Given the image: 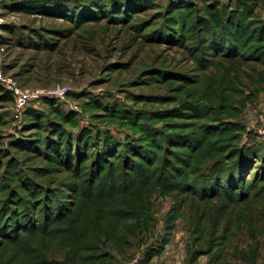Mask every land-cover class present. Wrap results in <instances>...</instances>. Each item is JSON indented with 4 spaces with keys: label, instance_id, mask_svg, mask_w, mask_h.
<instances>
[{
    "label": "rangeland",
    "instance_id": "1",
    "mask_svg": "<svg viewBox=\"0 0 264 264\" xmlns=\"http://www.w3.org/2000/svg\"><path fill=\"white\" fill-rule=\"evenodd\" d=\"M14 1L22 0H0L4 74L30 89L66 87L60 108L75 112L80 127L110 134L117 144L116 154L104 149L99 159L94 154L100 151L97 139L91 138L72 158L56 161L29 142L34 130L30 126L23 132L27 123L15 118L14 105L1 106L0 264H58L54 259L69 256L45 233L46 221L35 212L42 202L36 196L44 192L52 198L37 209L42 214L54 210L52 222L67 219L55 227H65L71 219L80 224L89 220L86 227H91V215L108 216L95 220L107 229L94 239L106 242L95 252L100 262L86 264H264V164L252 173V164L233 170L240 175L232 180L238 190H225L230 180L224 176L221 182L211 177L210 182L216 180L212 189L200 181L209 185L205 171L211 164L202 162L229 151L227 139L216 140L225 124L243 130L244 145L264 144V91L258 89L264 86V63H255L264 60V41L212 47L201 40L210 38L199 28L214 0H186L193 3L192 10L167 29L158 6L127 19L95 21L98 15H92L78 21L58 13L9 12ZM184 20L185 33H180ZM31 27L37 30L25 34ZM249 27L253 35L264 36V0ZM242 85L260 92L254 97L249 89L244 95L233 93ZM235 95L240 100L230 106ZM141 137L146 148L138 146ZM126 141L133 144L129 151H137L119 155L117 146ZM214 146L212 153L207 150ZM100 160L105 165L98 168ZM35 181L52 190L39 193ZM213 189L220 191L207 196L206 190ZM24 199L35 200V208H27L30 212L15 222L14 204L24 207Z\"/></svg>",
    "mask_w": 264,
    "mask_h": 264
},
{
    "label": "trees",
    "instance_id": "2",
    "mask_svg": "<svg viewBox=\"0 0 264 264\" xmlns=\"http://www.w3.org/2000/svg\"><path fill=\"white\" fill-rule=\"evenodd\" d=\"M186 0H171L168 1L167 4L161 3L159 0H22V1H14L10 6L7 7V10L9 12H16L17 14L22 15H28V16H54L55 13L64 15L65 17L73 16L76 20L82 21V19H87L93 17L92 15H98L93 20H98L101 17L106 18H124L127 19V17H130L133 14H139L147 12L149 10H153L155 6H158L162 10V25L163 23H167L165 29L170 28L172 24H176V21H180L183 19L187 13V10H192L193 3H185ZM262 0H214L210 5V10L208 11L207 17H203L201 20L200 25V31L205 32L206 34H210V38L206 36H200L201 40H209V44L212 47H216L217 44H221V46L226 47H232V46H239L244 47L245 44H247L252 39H261L264 41V36L261 35L257 37V35H253V33L249 32L250 29V22L252 21V17L255 13L256 7L258 3ZM63 16V17H64ZM189 20V19H188ZM171 24V25H170ZM185 20L183 22L182 27H179L180 33H185ZM23 27H16V28H24ZM29 32L25 34H30L33 32L32 30H37L36 27L27 28ZM21 32V31H20ZM24 32V31H23ZM37 32V31H34ZM21 37L23 38L24 33H20ZM24 39V38H23ZM242 41V42H241ZM229 59L234 58H241V57H227ZM257 65H263L264 60L262 62L257 60L255 62ZM258 69V67H257ZM21 87L28 88L26 86L20 85ZM250 90V93L252 94V97H254L257 92L260 91H254L251 90L250 85H242V88L236 89L234 88L233 93L244 95L247 90ZM258 89H263L264 86ZM229 98V97H228ZM230 99V100H229ZM229 102L230 106L235 105L234 103L240 100V98L235 95L234 97H230ZM242 97V101H244ZM60 102L61 100L56 97H43L39 102L33 103L23 113L22 118H25V121L27 123V127L25 126L23 129L24 133H27V129L32 126L33 130L32 133H29L28 140L29 142H35L36 144H39V146L42 148V150L46 151L51 158L55 159L56 161L61 158L62 160L65 159V157L69 156L72 158V156L76 153L79 148H83L85 145H83L87 140H90L91 138L96 140L97 139V149L94 150V154L96 152V157L101 154L103 155L104 152H102L104 149H107L106 153L109 152V150H114L116 148L117 142L114 140V138L110 134H103L95 132L94 128L91 127H80L77 119V114L75 112H64L60 108ZM246 102V100L244 101ZM5 104H15V98L9 92L1 83H0V108L2 105ZM38 104H42L44 109H39L37 107ZM3 121H0L2 123ZM224 132V134L219 137L216 140L219 139H227L226 145L229 149L228 153H226V157H220L216 158L214 160H210V162H207V160L203 161L204 166L206 164L210 165V170H206L207 173V181L209 185H206V183H203L201 181L202 187H209L211 188L212 184L216 181L213 180L210 182V179L212 176H215L217 180L221 182L223 179L230 180L229 183V189L226 188L225 190L233 191L238 190L239 188H236V182L232 183V180L235 181L240 175H237L233 172V170H236L237 172L238 167L241 166H252V168L249 170V173H252L255 169L258 168L259 164H264V144H258L255 146H246L242 142V136L241 133H243V130L238 131L239 127L236 126L234 123L225 124L221 127ZM27 130V131H26ZM79 132H75L78 131ZM154 129L148 130L147 132L153 133ZM34 132V133H33ZM44 132V133H43ZM241 132V133H240ZM155 134H159V130L155 129ZM46 135L44 143H39V137H42L43 135ZM161 134L165 135L166 133L162 132ZM181 136V134H177ZM195 135V134H194ZM160 136V135H158ZM166 136H171L170 133ZM176 136V135H172ZM27 138V137H26ZM216 140H210L212 142H215ZM153 142V139L151 140ZM70 142V145L67 143ZM137 142L138 146H141V148H146L143 145L145 143L143 142V138L141 137ZM135 143V141H134ZM133 144L129 143V141H126L122 145H118V151L119 155L120 152L123 154L129 153V152H136L137 150L129 151ZM100 146V147H99ZM153 146H158L157 144H153ZM39 147V148H40ZM211 153L213 152L214 147H208ZM109 149V150H108ZM41 150V149H40ZM116 150V149H115ZM115 150L113 152H115ZM150 151V149H148ZM224 150V149H223ZM224 152V151H223ZM154 153H157V151H154ZM82 154L84 152L82 151ZM88 152L86 153V155ZM116 154V152H115ZM113 155V157L109 158L112 160V158H116V155ZM78 156V155H77ZM99 156V159H100ZM68 157V158H69ZM141 157V156H140ZM104 158V156H103ZM195 158L193 161H195ZM209 160V159H208ZM108 161V160H107ZM167 161L165 162V164ZM100 165V166H99ZM105 165V163L101 162L98 164V168H101V166ZM173 166V165H172ZM226 168L229 169V172H227ZM164 170V169H163ZM100 171V170H99ZM105 171V168L102 167L100 171V176H102L103 172ZM202 173V171H201ZM200 173V175H201ZM203 175V173H202ZM247 176H250L248 174ZM99 177V176H98ZM34 183V182H31ZM35 186L38 188V192L42 190H52L51 187L47 184L39 183L35 181ZM74 186L72 187V192L74 190ZM215 188V187H213ZM212 189V188H211ZM245 191L243 187H240V192ZM207 191V196H213L218 194V189L215 191L214 189L212 191ZM73 194L76 195L74 192ZM197 194V193H196ZM60 195L56 196L59 197ZM91 196V195H90ZM38 198L36 202H42L40 205H35L33 207V203H35V200L30 201V203L27 202L28 199H24L20 202V204H23L22 206H17V204H14V207L17 208L15 213V222H19L21 216L27 215L30 211L27 210V208L31 207L35 208V212L39 213V216H42L41 219L45 220L46 227V234L50 235L53 240L55 238L60 244H57V246L61 250H65V254L68 253L69 256L65 257L64 261L54 259L58 264H86L90 262H97L100 260L99 257L95 255V252L99 251V249H102L103 246H105L106 242H102L101 240H98L95 236H100L101 230L106 231L107 229L104 228V226L98 227L97 224H95V220L101 221L102 217H108L107 215H91L93 218L90 219L93 220V226L86 227L87 224H89V220H86L85 223L80 224V222H76L75 219H71L70 222L65 225V227L58 228L55 227L56 224L66 222L67 219L64 217H61L56 222L51 221V216L54 215L52 210L51 212H43V210H38L37 208L44 206V202L49 204L47 202L49 198L52 197L46 196V193L44 192L41 196H36ZM48 198V199H47ZM55 198V197H53ZM61 199H64V196H60ZM213 198H216L215 196ZM44 199V200H43ZM17 202V201H16ZM59 202L63 201H58ZM56 204V203H55ZM9 213V212H8ZM11 217L13 216L12 211L9 214ZM68 215H72V211ZM59 216V215H58ZM74 223L72 224V222ZM38 223H40L38 221ZM72 224V225H71ZM80 224V225H79ZM20 226H23L19 224ZM77 225V228H74V226ZM23 228V227H22ZM101 229V230H100ZM107 233V232H106ZM111 231H109V234ZM101 238V237H100ZM32 246V245H31ZM100 262V261H99ZM35 264V262H34Z\"/></svg>",
    "mask_w": 264,
    "mask_h": 264
},
{
    "label": "built area",
    "instance_id": "3",
    "mask_svg": "<svg viewBox=\"0 0 264 264\" xmlns=\"http://www.w3.org/2000/svg\"><path fill=\"white\" fill-rule=\"evenodd\" d=\"M0 83L15 98L14 116L21 119L23 113L33 103L39 102L43 97H56L60 100L65 99L68 89L58 87V89H30L19 86L12 78L7 77L3 72L2 62L0 61Z\"/></svg>",
    "mask_w": 264,
    "mask_h": 264
}]
</instances>
